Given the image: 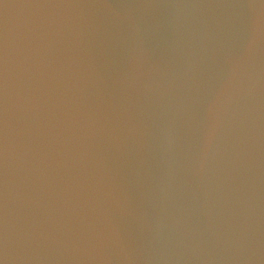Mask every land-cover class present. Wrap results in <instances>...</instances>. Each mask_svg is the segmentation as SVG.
<instances>
[{"label": "water", "instance_id": "95a60500", "mask_svg": "<svg viewBox=\"0 0 264 264\" xmlns=\"http://www.w3.org/2000/svg\"><path fill=\"white\" fill-rule=\"evenodd\" d=\"M13 12L0 264H264V0Z\"/></svg>", "mask_w": 264, "mask_h": 264}, {"label": "clouds", "instance_id": "9594fccd", "mask_svg": "<svg viewBox=\"0 0 264 264\" xmlns=\"http://www.w3.org/2000/svg\"><path fill=\"white\" fill-rule=\"evenodd\" d=\"M13 5L9 3L3 4L4 14L7 15L13 9ZM15 17L13 25V31L11 35L7 32L4 27L3 21L0 20V89L7 91V79L5 73L7 72L8 66V46L9 41L14 45L18 60L17 69L22 71L21 60L24 52L27 50V42L30 37L34 36V29L32 25L20 14L11 13Z\"/></svg>", "mask_w": 264, "mask_h": 264}]
</instances>
